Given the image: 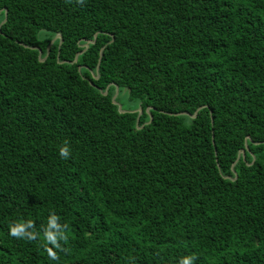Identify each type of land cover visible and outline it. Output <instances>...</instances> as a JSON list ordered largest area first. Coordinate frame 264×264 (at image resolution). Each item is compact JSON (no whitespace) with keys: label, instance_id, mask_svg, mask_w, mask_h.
<instances>
[{"label":"trees","instance_id":"16d2710c","mask_svg":"<svg viewBox=\"0 0 264 264\" xmlns=\"http://www.w3.org/2000/svg\"><path fill=\"white\" fill-rule=\"evenodd\" d=\"M0 11V264H264V0Z\"/></svg>","mask_w":264,"mask_h":264},{"label":"clouds","instance_id":"9594fccd","mask_svg":"<svg viewBox=\"0 0 264 264\" xmlns=\"http://www.w3.org/2000/svg\"><path fill=\"white\" fill-rule=\"evenodd\" d=\"M59 154L61 157L66 158L68 156V151L66 148L61 147ZM55 219H56V217H54V216L51 217L49 220V224L53 225L55 223ZM22 231H23V224H16V226L10 227L9 234L11 236H14V237H21ZM46 241L47 242L52 241L53 243H55V238H54L52 232H47V240ZM48 254L52 259L56 258L55 254L51 250H48ZM192 259H193L192 257H185L184 259L181 260V264H190Z\"/></svg>","mask_w":264,"mask_h":264},{"label":"water","instance_id":"95a60500","mask_svg":"<svg viewBox=\"0 0 264 264\" xmlns=\"http://www.w3.org/2000/svg\"><path fill=\"white\" fill-rule=\"evenodd\" d=\"M0 12H1V11H0ZM5 16H7V11H6V10H5ZM0 32H1V29H0ZM56 38H60V39H61V36H60V35H57V36L55 37V39H56ZM55 39H54V40H55ZM54 40H53V41H54ZM53 41L51 42V44L53 43ZM93 42H94V41H89V42H87V43L85 44V47L88 48L89 43H93ZM51 44H50V45H51ZM39 55L41 56V51H39ZM115 98H116V95L113 97V102H114V103H116V102H115ZM119 109H120V111H122L120 106H119ZM138 111H139V113H141V109H138ZM122 112H123V111H122ZM195 115H196V114H194V115L191 116V117H195ZM241 155H242L243 158H244V150H241V151H240V153H239V155H238V158H239Z\"/></svg>","mask_w":264,"mask_h":264},{"label":"rangeland","instance_id":"374dc122","mask_svg":"<svg viewBox=\"0 0 264 264\" xmlns=\"http://www.w3.org/2000/svg\"><path fill=\"white\" fill-rule=\"evenodd\" d=\"M118 102V104H120V106H122V108H126V107H128V103H126L125 101H124V99H123V97L122 98H119V100L117 101ZM130 106V105H129Z\"/></svg>","mask_w":264,"mask_h":264}]
</instances>
